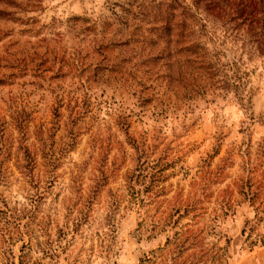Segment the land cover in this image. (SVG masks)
Wrapping results in <instances>:
<instances>
[{
    "label": "rangeland",
    "instance_id": "1",
    "mask_svg": "<svg viewBox=\"0 0 264 264\" xmlns=\"http://www.w3.org/2000/svg\"><path fill=\"white\" fill-rule=\"evenodd\" d=\"M132 2L0 1V264H264L262 57L204 22L239 88L185 97Z\"/></svg>",
    "mask_w": 264,
    "mask_h": 264
},
{
    "label": "trees",
    "instance_id": "2",
    "mask_svg": "<svg viewBox=\"0 0 264 264\" xmlns=\"http://www.w3.org/2000/svg\"><path fill=\"white\" fill-rule=\"evenodd\" d=\"M189 1L190 4L188 5L184 0H133L127 7L136 9L135 14L138 11V16H135L133 20L137 17L141 22L150 19L149 24L152 26L143 31L148 32L146 35L151 33L157 40H162L164 52L170 49L168 48L171 42L170 38L175 41L173 45L177 47L178 44L184 45L185 97L213 94L214 90L219 91L222 95L230 92L236 93L240 83L236 72L221 64L215 50L209 49L206 42L201 41L204 33H206L204 22L210 23L211 21L213 23V21L221 20L224 26L228 24L244 25V31L250 42L248 53H257L262 57L264 65V0ZM139 32L138 28H132L130 36L133 37V41L137 40L135 37H139L137 35ZM223 33H226V30ZM183 40L185 43H181ZM180 50L181 48L178 47L176 53H179ZM168 55L169 53L166 54L165 58ZM152 62L153 59L148 57L146 61L139 63V67L151 68ZM153 180V175L142 176L144 182L140 185L143 189L138 193L133 205L143 208L148 204V195ZM128 181V184H131L132 176ZM145 183H147L146 186H143ZM129 189L133 193V189L131 187ZM142 228L141 231L152 232L154 230L152 224ZM241 233H244V230ZM24 248L29 249V245ZM21 258L22 256L19 257L18 264H22Z\"/></svg>",
    "mask_w": 264,
    "mask_h": 264
}]
</instances>
